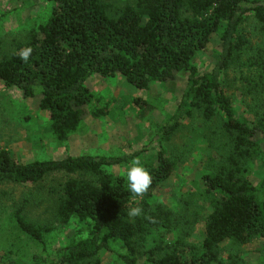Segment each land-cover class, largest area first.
I'll return each instance as SVG.
<instances>
[{"label":"trees","instance_id":"obj_1","mask_svg":"<svg viewBox=\"0 0 264 264\" xmlns=\"http://www.w3.org/2000/svg\"><path fill=\"white\" fill-rule=\"evenodd\" d=\"M43 1L47 17L0 58V84L25 99L38 98L57 142L81 131L87 116H108V107L100 106L86 86L92 76H119L147 91L152 84L186 75L178 108L159 128V137L170 138L184 117L203 124L218 118L223 147L213 151L216 158L208 156L211 169L201 175L203 188L188 198L180 196L175 209L155 199L176 169L162 149H157L156 164L146 169L152 184L142 197L129 190L126 178L106 169L128 165L153 147L121 157L82 155L28 163L0 149V183L33 186L64 175L67 179L55 193V220L60 226L75 222L89 229L85 238L50 252L47 230L25 219L22 203L13 211L12 223L40 251L27 261L0 256V264H100L102 251L111 254L109 264H246L245 246L264 241V0H125L115 14L105 0ZM250 18L252 33L247 30ZM212 36L218 37L220 50L208 69L199 71L194 59ZM253 37L261 40L256 47ZM28 46L33 52L23 62L18 52ZM241 66L249 75L239 79L250 118L238 114L224 87L229 72ZM133 104L141 120L156 108L141 98ZM137 205L142 214L130 217V208ZM199 221L203 234L194 242ZM262 253L264 262V249Z\"/></svg>","mask_w":264,"mask_h":264},{"label":"rangeland","instance_id":"obj_2","mask_svg":"<svg viewBox=\"0 0 264 264\" xmlns=\"http://www.w3.org/2000/svg\"><path fill=\"white\" fill-rule=\"evenodd\" d=\"M132 1L105 0L112 9V14ZM47 14L43 0H0V58L18 43L25 41L28 31L44 20ZM253 26L254 22L250 18L247 22L249 33L253 32ZM260 41L259 37H253L252 46L256 47ZM219 50V39L212 36L207 48L197 53L194 59L196 68L199 71L207 70L217 58ZM236 67L224 80L225 91L233 100L238 114L250 118L245 111V99L242 95L244 82L239 79L242 77L247 80L249 75L243 66L239 70ZM186 80L187 76L182 75L175 81L152 84L147 91H140L119 76L114 79L92 76L86 86L95 98L100 99V106L108 107L109 114L98 120L87 116L80 127L82 130L61 143L52 135L47 114L38 108V98L25 99L20 91L7 89L0 84V149H6L16 161L28 163L82 155L121 157L142 148L153 147L154 150L143 152L139 157L145 169L156 164L157 152L162 149L175 162L176 169L159 188L155 199L168 208H179L180 196L188 198V193L203 188L201 175L211 169L208 156L215 157L213 151H220L223 147L218 118L203 124L196 117H184L175 134L166 140L159 137V128L168 122L178 108L186 88ZM136 98L146 100L156 107L142 120L138 117V107L133 104ZM208 144L213 146L212 150ZM131 163L107 168L106 171L126 178L125 173ZM66 179L64 175L55 174L33 186L0 183V256L27 261L40 251L36 244L15 230L12 223V213L22 203H26L23 213L25 219L47 230L45 242L50 252L70 240L87 236V224L72 222L68 226H60L55 220V193ZM190 210L196 211L194 208ZM187 216H190L189 211ZM202 223L203 221H199L194 228V242L201 240ZM116 249L124 252V248ZM244 249L246 264H264V241H253ZM226 258L225 252L221 261L226 262ZM98 259L100 264H109L111 254L102 251ZM139 263L143 264V261Z\"/></svg>","mask_w":264,"mask_h":264},{"label":"clouds","instance_id":"obj_3","mask_svg":"<svg viewBox=\"0 0 264 264\" xmlns=\"http://www.w3.org/2000/svg\"><path fill=\"white\" fill-rule=\"evenodd\" d=\"M33 49L31 46L25 47L18 52L19 58L23 62H28L29 57L32 55ZM129 190L137 197H142L148 192L152 184L151 174L141 165L139 159H134L128 167L126 173ZM142 207L137 205L130 208L128 215L130 217H137L142 214Z\"/></svg>","mask_w":264,"mask_h":264}]
</instances>
